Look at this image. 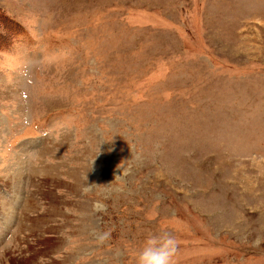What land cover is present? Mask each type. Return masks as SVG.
<instances>
[{"label":"rangeland","instance_id":"rangeland-1","mask_svg":"<svg viewBox=\"0 0 264 264\" xmlns=\"http://www.w3.org/2000/svg\"><path fill=\"white\" fill-rule=\"evenodd\" d=\"M15 26L0 264H264V0H0Z\"/></svg>","mask_w":264,"mask_h":264},{"label":"trees","instance_id":"trees-1","mask_svg":"<svg viewBox=\"0 0 264 264\" xmlns=\"http://www.w3.org/2000/svg\"><path fill=\"white\" fill-rule=\"evenodd\" d=\"M1 15H2V13H1ZM20 28H18V26H15V27H13V28H11V30L8 32V33H6V35H0V45H2V44H4L5 43V39L6 38H11L12 37V35L16 32V31H18Z\"/></svg>","mask_w":264,"mask_h":264}]
</instances>
